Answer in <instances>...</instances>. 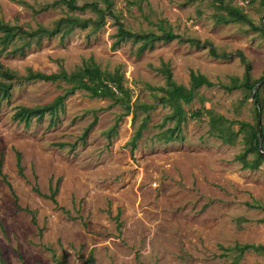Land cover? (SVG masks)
Listing matches in <instances>:
<instances>
[{
	"label": "rangeland",
	"instance_id": "1",
	"mask_svg": "<svg viewBox=\"0 0 264 264\" xmlns=\"http://www.w3.org/2000/svg\"><path fill=\"white\" fill-rule=\"evenodd\" d=\"M75 1L108 10L106 0ZM262 1L225 0L259 27ZM111 2L134 33L172 31L210 41L232 57L215 59L208 49L177 40L155 42L139 55L142 42L126 39L111 16L100 28L89 25L40 43L16 38L5 45L0 39V65L19 76L28 69L52 76L61 65L73 72L91 60L103 71L118 70L132 106L127 116L114 99L77 91L54 124L46 115L26 126L15 120L16 112L54 104L68 84L14 81L10 97L0 94V160L15 193L0 175V264H235L236 244L264 245V211L246 205H264V162L256 170L244 168L256 156L241 123L257 125L255 102L242 89L202 87L183 104L187 120L168 141L176 122L168 119L173 108L159 101L163 93L157 88L167 84L158 69L168 63L175 82L187 87L192 70L230 83L245 75L240 52L258 80L264 77V34L243 23L219 24L213 0ZM69 17L95 21L98 14L91 8L71 11L60 0H0V22L28 32L54 29ZM213 120L235 135L232 144L216 136ZM58 180L56 199L67 214L32 189L36 183L41 194H51ZM239 264H264V254L248 252Z\"/></svg>",
	"mask_w": 264,
	"mask_h": 264
},
{
	"label": "trees",
	"instance_id": "2",
	"mask_svg": "<svg viewBox=\"0 0 264 264\" xmlns=\"http://www.w3.org/2000/svg\"><path fill=\"white\" fill-rule=\"evenodd\" d=\"M108 4V10L100 8L97 4L87 3L83 6H79L75 0H60L61 3L65 4L71 11H84L88 8L93 9L98 14L97 20H83L80 18H63L58 21L54 29H48L45 27H39L32 32H28L17 25H10L8 23L0 22V39L5 45H9L16 38L24 39H38V43L44 37H55L62 34V38L70 34L77 28H86L92 25L95 28H100L104 25L105 18L107 16L113 17L116 20L117 26L123 35L127 36L126 39H133L134 42H142L141 46L138 48V54L142 55L146 49L153 48L154 43L158 41H163L166 43L177 40L180 43H189L197 48H206L209 50L210 55L215 59H230L232 54L219 53L217 48L210 41H201L195 38H184L172 31L163 30L161 34L146 33L139 34L134 33L125 28L124 24L119 20L118 16L111 10L112 2L111 0H106ZM216 2L218 13L216 14V20L219 24H230V23H243L246 24L264 34V12L261 22V26H256L254 21L243 12L239 7L232 6L225 2V0H213ZM262 6L264 8V0L262 1ZM109 13V14H108ZM241 61L245 65V75L243 79L231 78L230 83L223 82H213L208 79L205 75L197 73L195 71L190 72V84L189 86L179 85L175 82L173 78V73L171 67L168 63H163L158 71L162 72L166 79V87L157 88L159 92L163 93L160 97V102L165 106H170L173 108L169 120H174L176 122L174 128L170 129L167 134V140L173 141L178 136L176 132L180 129L183 122L187 120V112L184 110L183 104L188 105L193 101V99L198 95V90L202 87L212 88L215 86H220L227 91H233L236 89H242L248 93L249 97L255 102L256 117L258 123L256 126L251 127L249 124L241 123L243 128L247 129V141L248 147L251 153H253L256 158L252 161H247L244 164L245 169L256 170L264 162V83L259 88V90L254 94V90L259 83L264 80V77L254 80L252 77V65L247 62L246 58L242 53L239 52ZM0 77L5 79L7 82L0 81V94L2 97H10L12 85L14 81H39V80H55L63 81L68 84V88L65 90L63 95L51 105H46L42 107H21L15 114V120L25 123L29 126L34 119L42 120L46 115L52 117V123L58 118L59 112H64L65 101L68 97L75 94L77 91H84L88 93L92 98H105L110 97L116 102L125 105L127 108V116L132 110L130 103L126 104V100L130 99V91L123 84V76L117 70L113 73L103 71L93 60L87 62L80 69L67 72L64 67L59 66V71L54 73L52 76L45 75L39 71H33L32 69L27 70L26 75L19 76L17 73L11 71L8 68L2 67L0 65ZM153 106L145 107L146 111H149ZM200 114H191V117H199ZM120 120L115 125L118 126ZM259 123L261 124V132L263 136V142L260 143L259 136ZM94 124L90 125L82 136V140L86 138L89 131L92 129ZM221 121L213 120V129L217 130L216 136L222 139L225 143L232 144L234 142L235 135L227 130H220ZM113 132L114 129H113ZM140 134V131H138ZM133 149L136 148L135 143H132ZM60 146L64 147V144ZM16 162L18 174L24 177V168L22 166V155L20 152H16ZM0 175L3 181L11 189L13 195H15L12 190L11 184L7 181V177L2 173V159L0 160ZM59 180L56 183V187H50L51 194L43 195L36 183L33 184L32 189L37 194H40L47 199L51 200L57 209L62 210L64 213H68L64 208L60 207L56 199L58 193ZM251 209L264 211V205L261 203H247L246 204ZM232 250L236 253L237 259L235 264H239L240 259L248 252L264 254V245L261 244H236ZM92 261V260H91ZM64 264V263H58Z\"/></svg>",
	"mask_w": 264,
	"mask_h": 264
},
{
	"label": "water",
	"instance_id": "3",
	"mask_svg": "<svg viewBox=\"0 0 264 264\" xmlns=\"http://www.w3.org/2000/svg\"><path fill=\"white\" fill-rule=\"evenodd\" d=\"M263 83H264V80L257 85V87L254 90V94L259 90V88L262 86ZM253 100H254V96H253ZM259 136H260V143L262 144L263 136H262V132H261V124L260 123H259Z\"/></svg>",
	"mask_w": 264,
	"mask_h": 264
}]
</instances>
